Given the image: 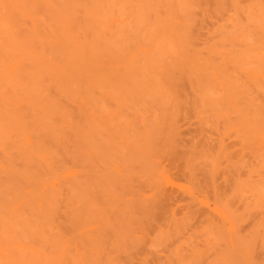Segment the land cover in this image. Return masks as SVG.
Here are the masks:
<instances>
[{
	"label": "bare ground",
	"instance_id": "1",
	"mask_svg": "<svg viewBox=\"0 0 264 264\" xmlns=\"http://www.w3.org/2000/svg\"><path fill=\"white\" fill-rule=\"evenodd\" d=\"M0 264H264V0H0Z\"/></svg>",
	"mask_w": 264,
	"mask_h": 264
}]
</instances>
